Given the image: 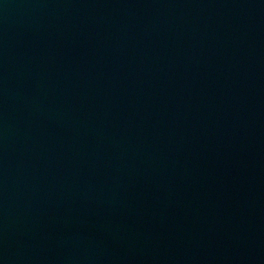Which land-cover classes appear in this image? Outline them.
Wrapping results in <instances>:
<instances>
[{
    "label": "water",
    "instance_id": "95a60500",
    "mask_svg": "<svg viewBox=\"0 0 264 264\" xmlns=\"http://www.w3.org/2000/svg\"><path fill=\"white\" fill-rule=\"evenodd\" d=\"M0 264H264V0H0Z\"/></svg>",
    "mask_w": 264,
    "mask_h": 264
}]
</instances>
